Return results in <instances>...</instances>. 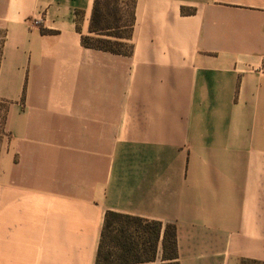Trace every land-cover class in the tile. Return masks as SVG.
Segmentation results:
<instances>
[{
  "label": "crops",
  "instance_id": "crops-1",
  "mask_svg": "<svg viewBox=\"0 0 264 264\" xmlns=\"http://www.w3.org/2000/svg\"><path fill=\"white\" fill-rule=\"evenodd\" d=\"M93 7L0 0V264H96L109 210L264 262V0H134L129 54L82 43Z\"/></svg>",
  "mask_w": 264,
  "mask_h": 264
},
{
  "label": "trees",
  "instance_id": "trees-1",
  "mask_svg": "<svg viewBox=\"0 0 264 264\" xmlns=\"http://www.w3.org/2000/svg\"><path fill=\"white\" fill-rule=\"evenodd\" d=\"M114 9L109 1L94 0L90 33L82 35L85 46L120 54L131 52V25L122 23L124 13L121 0H115ZM134 3V0H133ZM133 6V4H132ZM124 29H128L127 32ZM162 240L163 264H180L178 237L175 223L150 220L140 216L109 210L106 213L96 264H153ZM104 261V263H103ZM264 264L243 259L240 264Z\"/></svg>",
  "mask_w": 264,
  "mask_h": 264
},
{
  "label": "rangeland",
  "instance_id": "rangeland-1",
  "mask_svg": "<svg viewBox=\"0 0 264 264\" xmlns=\"http://www.w3.org/2000/svg\"><path fill=\"white\" fill-rule=\"evenodd\" d=\"M104 1H109L111 4V8L114 9V6L116 4L115 0H104ZM120 6L122 7L123 13H124V18L122 20V23L124 24H129L130 20L132 19V4L133 0H121L119 1ZM128 29H124L125 32H127ZM8 104L7 102L1 101L0 100V155L2 152L3 148V142L4 140L8 137V131L5 126V114L7 111ZM104 263V261H103ZM250 264V263H246Z\"/></svg>",
  "mask_w": 264,
  "mask_h": 264
},
{
  "label": "built area",
  "instance_id": "built-area-1",
  "mask_svg": "<svg viewBox=\"0 0 264 264\" xmlns=\"http://www.w3.org/2000/svg\"><path fill=\"white\" fill-rule=\"evenodd\" d=\"M262 70L264 71V58H263V66H262Z\"/></svg>",
  "mask_w": 264,
  "mask_h": 264
}]
</instances>
